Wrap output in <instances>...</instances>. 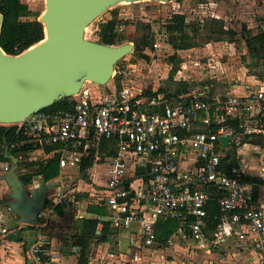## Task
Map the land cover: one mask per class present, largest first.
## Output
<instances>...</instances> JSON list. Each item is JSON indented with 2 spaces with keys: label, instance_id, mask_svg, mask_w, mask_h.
Returning <instances> with one entry per match:
<instances>
[{
  "label": "built area",
  "instance_id": "obj_1",
  "mask_svg": "<svg viewBox=\"0 0 264 264\" xmlns=\"http://www.w3.org/2000/svg\"><path fill=\"white\" fill-rule=\"evenodd\" d=\"M0 126L14 127L19 136L11 146H27L29 153L46 159L56 156L59 174L66 167L80 170L87 159L89 200L106 210L92 217L115 230L136 224L137 244L169 247L175 239L191 240L195 248L210 252L233 240L237 263L264 264V199L253 194L244 159L234 156L231 162L222 152L238 144L232 126L255 135V166L264 174V79L213 100L200 92L168 100L122 84L97 90L92 101L87 89L80 88L68 109L43 108ZM221 136H229L225 146ZM111 138L113 144H101ZM23 153L16 154L21 173L26 172ZM56 196L63 200L61 193ZM64 199L73 202V196ZM209 201L217 215L209 214ZM210 217L217 221L212 228L206 225ZM165 220L176 226L160 241L155 226ZM28 251L33 264H54L43 259L39 241Z\"/></svg>",
  "mask_w": 264,
  "mask_h": 264
},
{
  "label": "rangeland",
  "instance_id": "obj_2",
  "mask_svg": "<svg viewBox=\"0 0 264 264\" xmlns=\"http://www.w3.org/2000/svg\"><path fill=\"white\" fill-rule=\"evenodd\" d=\"M17 1L26 5L32 13L20 19L37 20L41 23L43 30L41 40H43L46 31L41 18L50 13L54 0ZM202 1L205 2V0H111L105 9L84 28L83 38L100 43L99 24L113 19L115 39L111 46H126L125 51L113 64L111 78L105 85L99 86L84 81L81 88L87 89L92 101L96 98L97 90L101 92L105 87L112 88L113 85L118 89L122 84L139 86L147 92L160 90L159 93L168 100L191 92L203 93L208 100H213L215 97L222 98L228 93H240L244 84L261 82L256 74L264 73V60L255 71L249 69V57L244 39L258 33L264 35V0H250V7L248 9L245 7L246 9L238 15L234 14L227 2L223 9H216L219 20L208 15V11L205 13L199 11L197 4ZM221 4L223 5V2ZM173 12L183 14L184 22L190 25L186 34H195L193 47L174 50L170 46V35L165 30V26L169 23ZM193 27L197 29L196 32L192 31ZM171 36L176 38L177 34L172 33ZM175 40L178 41V39ZM170 69H173L171 77L168 76ZM182 83L186 85L183 86ZM70 97L74 96L65 98ZM232 128L238 144L223 150V155L244 159L242 163L245 171L250 175L251 180L257 179L254 186L256 192H259L258 187L264 185V174H260L255 166L259 157L256 136L242 134L236 126ZM23 157L27 172L31 173L29 174L31 179L40 182L38 166L49 159L42 154L38 156L28 151L23 153ZM28 159L30 160L27 161ZM8 166L9 162L5 161L2 170H6ZM67 168L60 170V174L58 172L51 181L61 183L66 196H73L74 201L93 194L92 190L85 185L87 179L85 167L78 171ZM67 192L70 193L67 194ZM53 198L50 196L47 203H52ZM125 235V231L118 232V239L125 238ZM183 242L190 246L187 240ZM224 242L225 246L218 245L211 249L210 253L220 255L219 251H223L232 257L236 243L233 240H224L222 244ZM116 245L115 239L109 242V249L113 253L117 252ZM149 257L145 256L143 262L150 263ZM163 258L168 259L164 255ZM226 260L232 264H239L236 262L237 257ZM210 261L213 260L210 259Z\"/></svg>",
  "mask_w": 264,
  "mask_h": 264
},
{
  "label": "water",
  "instance_id": "obj_3",
  "mask_svg": "<svg viewBox=\"0 0 264 264\" xmlns=\"http://www.w3.org/2000/svg\"><path fill=\"white\" fill-rule=\"evenodd\" d=\"M111 0H54L49 14L41 22L49 31L46 42L18 55L0 49V123L21 121L29 114L48 107L54 101L74 96L84 81L103 86L111 78L113 64L126 46L114 47L85 40L84 28L101 13ZM1 20V15H0ZM122 138H125L122 136ZM229 136L219 137L223 146ZM10 167L2 176L11 188L14 202L7 205L20 221L30 226L36 222L37 208L44 204L45 191L57 181L38 186L28 195L14 174L16 157L8 155ZM10 175L14 180L7 179ZM36 231L28 230L22 238L25 248L36 240ZM31 264V259H27Z\"/></svg>",
  "mask_w": 264,
  "mask_h": 264
},
{
  "label": "crops",
  "instance_id": "obj_4",
  "mask_svg": "<svg viewBox=\"0 0 264 264\" xmlns=\"http://www.w3.org/2000/svg\"><path fill=\"white\" fill-rule=\"evenodd\" d=\"M249 1L250 0H205V2H199L197 7L200 12L205 13L208 11V15L219 20V18H217L218 14L216 13V9H223V7L229 3L234 14L236 13V15H238L246 8L248 9V7H250ZM220 2H223V5ZM4 162L5 161H0V229L4 228L6 231L4 233L0 232V264H27L26 261L30 259V253L28 251L29 248H25V242L22 238L25 237L27 231L31 229L36 231V241L41 243V247L44 250L45 254L42 256L44 260L51 261L54 264H77L76 259L80 253V247L72 244L71 237L79 233L81 221L84 218H93L92 216L94 214L87 212V207L94 205L89 200L91 194L82 197L78 201H74L73 198L72 203H66L64 198L68 196L64 193L62 184H57L45 191L44 204L37 208L36 211L37 223L34 226H30L20 221L15 211L7 205L9 202H14L15 198L11 196L12 191L5 178H2L11 165L9 161L8 168L2 170ZM25 170L26 172H19L17 162L14 174L18 180V176L23 177L30 173V171L27 172V169ZM6 177L14 182L10 175ZM48 182L52 181L38 182V180L32 178L30 183L22 184L20 182V184L24 192L31 195L36 191L37 185L40 186ZM85 185L89 187L87 181ZM87 186L85 187L87 188ZM258 189L259 192H256V196L260 199H264V185L259 186ZM57 192L62 194L63 200H59L60 197L56 196ZM68 193L70 192H67V194ZM53 194L55 196H52ZM50 196L54 197L53 201L52 203H47ZM5 207H9L10 212H6ZM105 212L106 210L103 209L102 214ZM157 225L155 226V230ZM101 226V221H98L94 230L95 235L99 234ZM108 228L111 230L112 240H116L117 252L113 253L109 249V242L112 240L100 242L96 241L94 238L87 248V261L85 264H98L100 262L103 264H180L181 262H183V264H232L226 259L236 257L234 255L231 257L230 254L226 253L223 255H216L206 252L203 249L195 248L191 240L188 241L190 246H187L180 240L179 242L174 241L169 247H145L139 245V242L137 244L135 240L137 230L136 224H133L129 230H115L109 226ZM121 231L126 232L125 238L119 237L120 239H118V232ZM130 239L132 243L129 242ZM119 241L122 243L121 246L119 245ZM163 255L167 256L168 259L163 258ZM145 256H150V263L143 262ZM210 259L213 261H210Z\"/></svg>",
  "mask_w": 264,
  "mask_h": 264
},
{
  "label": "trees",
  "instance_id": "obj_5",
  "mask_svg": "<svg viewBox=\"0 0 264 264\" xmlns=\"http://www.w3.org/2000/svg\"><path fill=\"white\" fill-rule=\"evenodd\" d=\"M0 49L5 54L15 55L23 50L30 47L32 44L43 38V30L41 23L37 20H27L20 19V17H27L32 15L31 11L26 7V5L19 3L17 0H0ZM115 21L113 19H109L105 22L99 24V41L100 43L106 45L114 44L115 33H114ZM190 25L184 22L183 14H179L178 12H173L170 15L169 23L166 24L165 30L170 35L169 43L172 49L180 50L187 49L193 47L195 45L193 33L190 35L186 34L188 31L187 28ZM193 32H196L197 29L193 27ZM177 34V37H172L171 34ZM231 33V31H230ZM188 35V36H187ZM175 39H178L176 42ZM247 55L249 57V69L251 71H255L261 64L262 60H264V35L262 33H258L252 36H249L244 39ZM264 66V64H263ZM173 75V69L168 71V76L171 77ZM260 79H264V73L256 74ZM182 85H186L182 83ZM185 89V88H183ZM160 90L155 92H147V94H155L159 93ZM73 102V97L70 98H62L57 101H54L48 107L44 108V110H58V109H68L70 108ZM19 137V136H18ZM17 134L14 133V127L8 126L3 127L0 126V161L9 162L8 155H13L16 157V154L19 152H25L29 149L27 146H11L16 143L18 140ZM115 141L114 138L110 140H102L101 144L104 145L106 143L113 144ZM49 149V147H47ZM112 153V149L107 152V155ZM230 155L225 156L224 159H228ZM233 158H230L232 162ZM80 164V170L84 167L86 168L89 164L87 159ZM84 168V169H85ZM38 174H40L41 181L46 182L58 175V164L57 157L53 156L49 160H47L41 166H38L37 170ZM31 175V173H29ZM26 174L25 176L19 177V180L22 184L30 183L31 176ZM257 179H253V183H255ZM262 182V181H261ZM260 182V183H261ZM256 184V183H255ZM253 194H256L255 186L252 187ZM209 214H218L217 207L213 201H209ZM102 207L92 205L87 207V212L92 213L94 215L102 214ZM163 223H158L156 228L157 238L160 241L165 240L169 234H171L172 230L175 228L176 223L173 220H165ZM216 220H212V217L208 218L206 221V225L209 228L214 227L216 224ZM98 220L95 218H84L81 221V227L78 234L73 235L71 237V242L73 245H77L80 247V253L76 259L77 264H85L87 261V248L91 243L92 239H96V241L105 242L112 240L111 230L108 228V224L106 222H101L102 226L98 235L94 234V230ZM162 224V225H161ZM31 228L30 226H28Z\"/></svg>",
  "mask_w": 264,
  "mask_h": 264
},
{
  "label": "bare ground",
  "instance_id": "obj_6",
  "mask_svg": "<svg viewBox=\"0 0 264 264\" xmlns=\"http://www.w3.org/2000/svg\"><path fill=\"white\" fill-rule=\"evenodd\" d=\"M44 26V28H45V38L43 39V40H41V41H37L36 43H34V44H32L30 47H28L27 49H32V48H34L35 46H37V45H39V44H41V43H44V42H46L47 40H48V38H49V31H48V29H47V27L45 26V25H43Z\"/></svg>",
  "mask_w": 264,
  "mask_h": 264
}]
</instances>
